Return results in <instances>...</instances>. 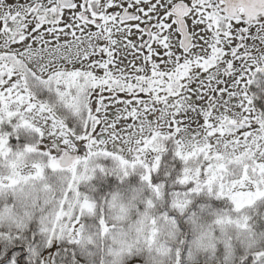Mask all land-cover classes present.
Masks as SVG:
<instances>
[{
  "label": "snow or ice",
  "instance_id": "6c2138e0",
  "mask_svg": "<svg viewBox=\"0 0 264 264\" xmlns=\"http://www.w3.org/2000/svg\"><path fill=\"white\" fill-rule=\"evenodd\" d=\"M0 264H264V0H0Z\"/></svg>",
  "mask_w": 264,
  "mask_h": 264
}]
</instances>
